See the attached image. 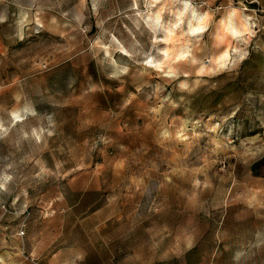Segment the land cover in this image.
<instances>
[{
    "label": "rangeland",
    "instance_id": "rangeland-1",
    "mask_svg": "<svg viewBox=\"0 0 264 264\" xmlns=\"http://www.w3.org/2000/svg\"><path fill=\"white\" fill-rule=\"evenodd\" d=\"M232 7L256 25L245 59L196 75L176 56L208 57L213 28L162 42L148 17L171 0H0L2 264H264V0ZM107 55L129 72L110 79Z\"/></svg>",
    "mask_w": 264,
    "mask_h": 264
},
{
    "label": "clouds",
    "instance_id": "clouds-1",
    "mask_svg": "<svg viewBox=\"0 0 264 264\" xmlns=\"http://www.w3.org/2000/svg\"><path fill=\"white\" fill-rule=\"evenodd\" d=\"M82 2H84V0H82ZM171 6L176 8V11L172 13L173 18L167 24L162 23L159 16L148 17V19L153 20L155 24V27L152 28L153 33H155L157 29L165 33V39L162 42L167 43V37L179 31L181 39L195 38L194 40L190 39L189 42L198 44L199 41L203 39L204 33L209 31V27L213 28V34H211V40L209 41L211 47L208 57L200 61L192 59V50L187 47V44L181 51V54L176 56V60H186L190 65H198V70L195 71L196 75L203 73L205 69L212 70L213 66L217 63V58L226 62L220 65L221 68L229 67V64L235 66L239 61L245 59L247 53L241 45H246L248 43V38L254 35L252 29L255 28L256 25L252 22V16H245L243 14L242 8L238 9L232 7V0H228V7L230 10L226 15L220 16L219 19H216V10L211 8L204 9V4L201 3L198 6L196 0H171ZM20 38L23 40V35H21ZM112 41L113 43L110 47L113 52H122L125 56L132 58L135 63H141L148 67H154L160 71H164V68L161 67V65L164 64V60L161 56H153L151 53L144 54L133 49L126 50L115 37L112 38ZM160 42L161 41L154 40V43ZM100 47H103V45H100ZM167 56L168 52H163V57ZM139 57L143 58L138 59ZM107 63L117 69V71H113L110 74V79L119 78L120 75H126L130 70L127 65H118L117 61L111 58V55H107ZM171 73V69L165 72L166 75ZM178 73L184 76L192 74L190 70H178ZM73 79H75V76L69 73L68 81ZM180 87L184 89L187 87V84L182 83ZM31 114L35 115V112ZM16 119L19 120L21 117L17 114ZM162 135L168 137L169 132L164 131ZM181 135L182 133L178 134L177 138H180ZM184 138L186 139L187 137ZM12 168L13 165L9 164L6 168L0 170V196H4L13 191L11 186L15 184L16 177L14 173L10 174ZM261 175H264V166L261 167ZM195 183L198 184L199 181ZM245 255L244 252L237 251L232 256V260L239 262ZM0 264H2V262H0Z\"/></svg>",
    "mask_w": 264,
    "mask_h": 264
},
{
    "label": "bare ground",
    "instance_id": "bare-ground-1",
    "mask_svg": "<svg viewBox=\"0 0 264 264\" xmlns=\"http://www.w3.org/2000/svg\"><path fill=\"white\" fill-rule=\"evenodd\" d=\"M170 37H173V35H172V36H170Z\"/></svg>",
    "mask_w": 264,
    "mask_h": 264
}]
</instances>
